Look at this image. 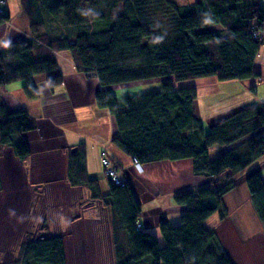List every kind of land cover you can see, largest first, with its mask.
Here are the masks:
<instances>
[{"label":"trees","instance_id":"1","mask_svg":"<svg viewBox=\"0 0 264 264\" xmlns=\"http://www.w3.org/2000/svg\"><path fill=\"white\" fill-rule=\"evenodd\" d=\"M21 3L37 36L0 46V86L22 80L24 90L36 96L33 76L56 69L55 53L69 51L79 71L97 76L107 87L95 97L116 119L114 139L121 150L143 165L189 158L194 174L211 178L205 187L176 195L186 212L176 225L161 222L162 242L156 234L137 229L141 208L130 182H110L114 211L126 235L123 247L118 245L116 264H143L147 258L150 264H234L217 231L207 230L206 223L215 213L221 220L229 215L225 197L235 189L238 174L264 157V103L241 107L206 128L197 87L177 88L174 82L259 75L254 63L263 43L264 8L258 0H198L188 5L173 0ZM1 6L0 25L11 16ZM42 12L70 35L38 34L46 25ZM159 78V91L118 97L110 89ZM62 81L61 74L48 77L53 89ZM34 124L28 111L8 112L0 103V143L10 145L21 159L30 147L26 141L15 142V136ZM215 146L231 148L212 159L209 151ZM245 178L264 228V176L254 169ZM63 242L59 235L27 241L19 258L22 264H66Z\"/></svg>","mask_w":264,"mask_h":264},{"label":"crops","instance_id":"2","mask_svg":"<svg viewBox=\"0 0 264 264\" xmlns=\"http://www.w3.org/2000/svg\"><path fill=\"white\" fill-rule=\"evenodd\" d=\"M173 1L180 5L198 2V0ZM258 2L264 8V0H258ZM0 5H2L3 13L11 14V7L7 8L6 2L5 4L0 3ZM6 28L7 26L2 27L3 30ZM210 28L217 29L220 26H210ZM21 35L18 32L11 35L9 43L17 42L22 37ZM261 36L263 43L254 63V69L259 75L242 80L223 81H219L216 76L212 75L190 81L174 82L177 88L191 85L197 87L202 119L206 128L212 124L206 119L205 113H209L208 108L211 113L214 103L220 106L226 104L224 107L226 109L223 112H218V114L225 113V116L246 105L264 103V29ZM55 56L58 62L56 69L33 76L35 88L38 90L36 96H30L24 90L22 80L0 86V103L5 105L7 111L14 112L24 109L35 121L32 130L23 131L15 136V142L26 141L29 144L30 153L24 159L19 158L11 146L4 145L1 148L0 144V169L3 176L4 198L14 201L20 199L21 196L35 199L40 195L47 197L44 215L46 217H42L45 218V224L28 233L27 236H29L25 243L48 238L52 236V233L58 234L62 230L69 232L68 238L73 230H80L82 225L90 226L92 224V220L87 217L75 218L78 215L75 213L78 207L73 210L71 208V216H73L68 218L67 226L56 224L57 221L54 218L55 215H58V209L62 207L60 203L69 200L71 204H74L81 197H89L90 191L86 188L89 184L86 178L89 177L93 180L91 189L94 193L92 194L95 196L101 194L106 197L105 203L109 211L106 210L109 226L107 244L112 246L111 234L114 233V236L121 237L120 246L123 247L126 235L118 215L115 214L110 195V182L103 172L100 161L103 149L111 152L123 172L124 179L130 182V187L141 208L139 218L144 224L142 230L156 234L162 242L161 222L176 225L186 212L187 206L178 203L175 199L176 195L189 190L196 191L200 186L205 187L211 178L194 174L193 163L189 158L173 161L163 159L151 164L145 163L144 171L141 173L137 171L132 157L121 150L115 142L114 138L118 134L116 119L108 107L103 108L97 104L95 97L97 91L107 87L101 86L97 76L79 71L69 51L57 52ZM54 74H61L63 81L53 89L48 84V77ZM141 83L142 86L145 83L151 85L148 89L144 87L138 93L159 91L162 87L160 78ZM128 87L130 86L116 85L110 86V89L115 96L126 97L131 93L122 92L126 91ZM238 99H245V102L241 106L235 107L236 109L234 106L228 108L229 104L232 105V102L235 104ZM214 110L217 112L219 109ZM229 148L231 146L211 147L209 156L215 159L214 155ZM68 173H72V182L78 186H73L71 181H68ZM150 185L151 190L149 189ZM156 185L159 186L158 189ZM229 194L225 197L226 205L227 201L229 202ZM25 202H28V199L20 203L24 204ZM25 206L21 207L25 208ZM37 207L41 209V204H37ZM211 220L208 219L206 225L209 224L208 226L212 229L217 228L219 225L213 226ZM48 221L53 224L52 228ZM218 221L219 224L222 222L220 219ZM34 231L37 232V235H41L36 240L33 239ZM15 233L17 236L13 240L16 241L12 245L16 246L19 245L17 244L19 240L18 232ZM150 263L152 261H149L148 258L143 262V264Z\"/></svg>","mask_w":264,"mask_h":264},{"label":"rangeland","instance_id":"3","mask_svg":"<svg viewBox=\"0 0 264 264\" xmlns=\"http://www.w3.org/2000/svg\"><path fill=\"white\" fill-rule=\"evenodd\" d=\"M2 1L3 2L1 3L5 4L6 2L7 8H9L10 6L12 11L10 14V20L6 21V23H3L5 25H0V46L7 45L10 41L9 37L16 34L17 32L19 34H22V37L19 40L28 38L35 39L37 35L32 32L30 17L25 12V8L21 3L22 0ZM42 14L45 18L44 21L46 22V25L42 26L41 29H39L38 34L48 35L49 38L59 37L63 34L70 35L68 29L63 28V25L60 24L58 20H50V16L48 17L46 13L42 12ZM6 26L7 28L3 30L2 27ZM141 84V82L132 84V86L128 87L126 91L123 90L122 93L130 92L131 94H136L142 91L144 87L148 89L149 85H151L150 83L148 85L145 83L144 86H142ZM244 102L245 99H238L235 104L233 102L232 105L229 104L228 108H232L233 106L234 108L237 106H241V104ZM225 105L226 104L220 106L217 103H214L213 107H211V113L210 108H208L209 113L206 112L205 117L206 119H208V121H211L212 125L219 121L220 117L225 116V113L218 114V112H223V110L226 109L224 108ZM214 109L219 110L215 112ZM3 146L4 145L1 144V148H3ZM103 150L107 152L108 159L111 158V160H113L117 164L118 171H120V174L124 179L123 172L121 171L120 166L118 165L117 161H115L111 152L109 153V151L106 149ZM222 152H219L213 157L216 158ZM256 168L259 169L262 172V176H264V157H262L261 159H259V161L249 167L248 170H245L238 174L236 178V187L232 192H230L229 202L227 201V209H229V215L225 219L221 220L219 217V212L215 213L209 219H212L211 223L213 224V226H219L215 229H212V227L210 228L208 226L209 224L206 225L207 230L212 229L217 231L219 242H221V244L225 248V251L228 253V257L230 258V260H232V262H234V264H264L263 223L262 219L259 218L256 208H254L253 206L252 198H250L251 194L249 192V188H247L245 181V177L249 174V172L253 171ZM143 169L140 171L136 168V170L140 173L144 171ZM68 174V181H71V184L73 186H78V184L72 182V173ZM104 174L107 180L110 182L108 176L106 175V172H104ZM205 177L207 178L208 176ZM156 187L157 189L159 188L158 185H156ZM86 188H88V190L90 191L89 197H81L74 204H71L69 200L60 203V206L62 207L58 209V215L54 214V218H56V224L59 223L60 226H67L66 222L68 221V218L73 216H71L72 210L75 207H78L75 211V213H78V215L75 216V218L87 217L89 220H92V224L90 226L85 224L81 226L82 228H80V230H73L72 233H70L71 236H69L68 238L67 236L69 235V232L63 230L58 234L52 233V236L59 235L64 239L63 243L67 259L66 264H116L118 260L117 249L118 245H121V237H115L113 233L111 234L112 246L107 244L109 237V226L106 219V210L107 212L109 211L106 207L107 204L105 203L106 197L102 196L101 194L99 196H95L94 194H92L94 192L91 189V184L90 186L88 184ZM149 189L151 190V185ZM4 196L3 176L0 169V264H14V262H16L18 259L19 260L16 263L22 264L23 261L21 260V258H19L21 256L20 250L23 247V244H25V241L28 239L29 235L27 236V234L36 229L38 226L40 227L45 224V218L42 217L46 212L45 208L47 204V197H43L40 195L41 197L38 196V198L35 199L33 197L24 196L25 198H23L21 196L20 199L8 201L4 198ZM25 199H28V202L21 204L20 202L25 201ZM10 202L12 203L10 204ZM14 202H16L17 204H13ZM37 204H41V209H38ZM21 206H25V208H22ZM28 208L30 209L27 211ZM40 219L41 221H39ZM219 219L222 221L220 224L218 221ZM38 221L39 223L37 224ZM48 223L50 222L48 221ZM56 224L54 223V225ZM52 227L53 224L50 223V228ZM16 231L18 232L19 241L17 244L19 245L15 246L14 244L12 245V243L16 241L13 240L15 239L14 237L17 236L15 233ZM34 233L35 234L33 239L35 240L37 239V237L41 236L37 235L36 231H34Z\"/></svg>","mask_w":264,"mask_h":264},{"label":"built area","instance_id":"4","mask_svg":"<svg viewBox=\"0 0 264 264\" xmlns=\"http://www.w3.org/2000/svg\"><path fill=\"white\" fill-rule=\"evenodd\" d=\"M135 166L138 170L143 169V164L140 163L139 160L136 158H133ZM101 161L104 172H106V175L108 176L110 182L117 186L126 185V180L122 178L120 171H118L117 164L111 160V158L108 159L107 152L104 150H101ZM137 229L142 230L143 226L137 221Z\"/></svg>","mask_w":264,"mask_h":264},{"label":"bare ground","instance_id":"5","mask_svg":"<svg viewBox=\"0 0 264 264\" xmlns=\"http://www.w3.org/2000/svg\"><path fill=\"white\" fill-rule=\"evenodd\" d=\"M138 222H139L140 224H142V222H141V220H140V219L138 220ZM142 226H144V224H142Z\"/></svg>","mask_w":264,"mask_h":264}]
</instances>
